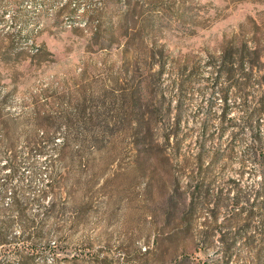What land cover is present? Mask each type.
Masks as SVG:
<instances>
[{
	"label": "rangeland",
	"instance_id": "1",
	"mask_svg": "<svg viewBox=\"0 0 264 264\" xmlns=\"http://www.w3.org/2000/svg\"><path fill=\"white\" fill-rule=\"evenodd\" d=\"M246 43L260 51L246 60L264 81V0H0V101L19 149L34 137L46 147L31 160L32 184L22 171L1 202L32 186L28 229L9 212V238L35 242L33 256L22 246L28 264H223L218 236L201 242L208 213L197 212L191 236L174 233L195 196L187 177L208 119L203 170L224 154L208 182L216 191L235 181L254 204L251 221L244 214L229 230V264H264L254 252L264 251V178L251 163L241 175L240 159L254 129L264 144V119L243 124L244 95L264 90L244 87L249 69L230 71ZM241 129L244 141L233 142ZM227 218L222 208L216 224Z\"/></svg>",
	"mask_w": 264,
	"mask_h": 264
},
{
	"label": "trees",
	"instance_id": "2",
	"mask_svg": "<svg viewBox=\"0 0 264 264\" xmlns=\"http://www.w3.org/2000/svg\"><path fill=\"white\" fill-rule=\"evenodd\" d=\"M68 9H63L62 11H65ZM89 18V17H88ZM89 20V19H88ZM245 50L240 55V58L233 57L232 60L234 61V65L230 71L239 72L244 71L245 68L249 69V73L246 74V82L242 83L244 84L246 88L251 89L254 86H260L264 90V81H258L254 80L255 72H258V68L255 65H251L250 62L246 60L247 56L254 55L256 58H259L260 51L258 48L250 47L249 45L244 44ZM246 52V53H245ZM236 54V53H235ZM234 54V55H235ZM237 53L236 55H238ZM247 65V67H245ZM239 81H236V85ZM251 97V101H250ZM244 101L245 105L244 107L247 108L250 112L246 114V116L243 117V124L244 129L246 127H251L253 122H259L260 120L264 119V94L258 97L251 96L249 93H246L244 95ZM254 99V100H253ZM253 100V101H252ZM255 104V107H251L249 103ZM4 108V101H0V165L3 163V167H0V175L4 176V181L1 183V186L3 189H1V196H0V257L1 255H10V254H16L21 259L19 264H28V262L31 260V257L25 256L24 251H22V246H28L27 247V255H34L33 252V242L30 240L31 236L30 234H24L21 237H15L13 239L9 238V233L12 225L15 223L13 220V216L9 215L10 213L16 212V215L18 216V219L21 220V223L24 225L25 229L27 228V220L25 219V213L27 211V206L29 204V200L27 198V190L31 188L32 186L26 185L23 186L22 183L19 186H16L13 191H11L12 195V203L8 208H4L2 205L3 197L6 193L8 183L11 179H14L15 177H18V175L23 171H29L30 172V178L29 182L32 184L34 175L36 174V171H33V164L31 163V160L34 157V154H40L45 155L46 153V147L42 146L41 143L37 142V138L34 137L33 139L29 140L28 146L24 147L22 150L18 147V141H19V135L15 130L12 129V124L14 123L12 119L9 117L8 114L5 113ZM40 118V117H39ZM225 117L222 118V120ZM210 119H208L209 121ZM208 121L204 123V134H203V141L200 143V151L198 153L197 157V163L194 165L195 168H197L193 173L195 176H189L187 177L190 179L189 183L191 182L194 197L188 205H186V209L183 212V215L186 219H183L179 226H177L175 234L179 231H186V236H191L193 233V223H194V217L197 215V212L201 213H208L210 221L207 223H204L201 233V237H203V240H201L202 243L206 244L207 241L210 242V240L218 236V240L221 243V255L224 259L223 264H229L230 260L233 258V246L236 243V237L233 234L231 236V233L229 230L233 228L235 224L241 222L242 215H247V218L244 220L246 222L251 221L252 216L254 213L252 212V209L254 208V204L250 203V200L252 198L251 195L243 196L241 194L239 186L236 184L235 181H229L225 183L224 187L219 188L218 190H214L212 188L214 182H208V176L213 167H215L218 163H220L222 160H224V154L220 153L219 151L214 152L213 159L209 164V167L205 170H203V162L205 158L209 157V154L204 151V147L207 144L208 138L207 136V128H208ZM50 133L46 134L45 137H43L45 140H53L55 139L56 134L52 133V135H49ZM222 134V133H221ZM244 131L243 129L239 130L238 132L233 133L232 141H244ZM250 143H248L244 149V152L241 156V165H242V172L241 175H244L246 173L247 164L251 163L255 168H257L258 172L262 174L264 178V144L262 143V139L260 138V134L255 129L250 134ZM66 150V147L62 149V153L59 154L61 158H64V152ZM230 152V149H229ZM231 157V155L229 156ZM48 160V159H47ZM48 163L50 165H54V162L52 160H49ZM6 170V173L3 174V171ZM192 173V174H193ZM188 176V175H187ZM194 177V178H193ZM47 189L43 191L41 197L45 198L50 193H54V180L49 182L46 186ZM234 193V197L231 198L230 194ZM237 192V194H235ZM176 198V192H174L171 195V199L174 200ZM190 199V198H189ZM244 205L242 206L241 204ZM247 205V206H246ZM176 207V205L174 206ZM178 210L180 208L176 207ZM222 208H226L228 210V218L226 219V222L224 225L216 224L217 216L219 214V211ZM237 212V213H236ZM193 216V217H192ZM173 233V234H174ZM263 235L264 240V232L260 233ZM22 243V244H20ZM52 249L56 251V247ZM256 254V259L260 260L262 256L264 255V251L262 247L254 251ZM6 262V261H5ZM4 264H11L10 262H7ZM2 263V262H1ZM0 263V264H1Z\"/></svg>",
	"mask_w": 264,
	"mask_h": 264
}]
</instances>
